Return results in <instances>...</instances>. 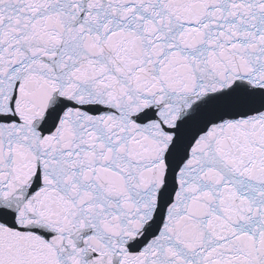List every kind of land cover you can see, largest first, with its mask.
I'll return each instance as SVG.
<instances>
[{"label":"snow or ice","instance_id":"obj_1","mask_svg":"<svg viewBox=\"0 0 264 264\" xmlns=\"http://www.w3.org/2000/svg\"><path fill=\"white\" fill-rule=\"evenodd\" d=\"M0 264H264V0H0Z\"/></svg>","mask_w":264,"mask_h":264}]
</instances>
